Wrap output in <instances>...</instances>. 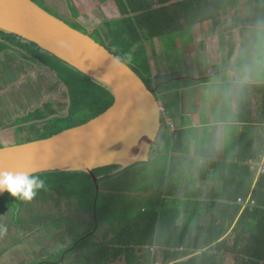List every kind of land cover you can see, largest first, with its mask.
<instances>
[{
  "label": "trees",
  "instance_id": "1",
  "mask_svg": "<svg viewBox=\"0 0 264 264\" xmlns=\"http://www.w3.org/2000/svg\"><path fill=\"white\" fill-rule=\"evenodd\" d=\"M109 1L114 2L118 7L122 15L121 22L125 24L127 31L134 38V42L144 45L146 38L145 43L142 39L146 36L153 40L154 48L156 46L155 40H165L166 37L181 31L182 24L180 23L187 18L191 20L192 14L199 13L201 15L204 13L202 10H220L221 7V0H157V3H148L144 0H100L102 3ZM250 1L254 2L251 22L262 28V31L264 30V0ZM229 2L233 7L236 6L235 0H229ZM78 11L77 15L81 16V11ZM204 17L205 22H207L208 15ZM84 30L79 31L87 33L85 28ZM256 32L259 33L260 30L258 29ZM0 35L6 40L18 38L23 41L16 35L4 33H0ZM263 37L261 35V38ZM26 43L40 50L35 44ZM100 44L106 46L105 42ZM40 51L47 55L46 63L50 64L51 71L64 78L68 85L72 97L70 120H73L72 117L79 112H94L93 116L86 119L85 122H88L113 105L114 98L104 87L93 83L88 77L52 54ZM112 53L116 55L115 52ZM116 56L126 62L146 82L149 88H153L152 84L157 85L163 81L162 78H158L155 83H149L146 80L147 70L145 68H141L144 70L141 73L137 67L127 61V55H124L125 59ZM53 62L58 63V65ZM148 70V73L151 72V69L148 68ZM174 72L171 77L182 75L178 71ZM250 114V121L264 123V110L250 112ZM65 120L57 118L54 119L53 123ZM20 121L19 119L18 122ZM162 124L163 129H166L171 135L169 130L171 128L174 130L173 121L169 110L165 107L162 113ZM245 128V136L238 146L241 164L212 163L208 160L215 169V173L209 176L204 171L205 174L202 176L208 181L223 183L221 200L225 204L220 201L212 210L230 211L233 214L231 219L234 220L243 208V205L236 203L238 201L245 203L243 215L234 229L235 237L228 238L225 233L214 236L213 234L220 230L217 228L219 225L210 228L205 226L202 221L194 223L189 218L183 221L181 218L183 215L182 208L178 205L179 203L170 202V197L175 194L176 190L174 191V189L178 181L187 180L189 190L197 186V179L194 177L187 178V176L186 179H176L171 183L165 182L168 177V168L171 167L170 174H173L172 178H174L177 170L175 163L180 162L178 161L180 158L175 156L172 166L168 165L167 152L171 151L173 154H188L190 152L183 145L190 130H174V136L165 140L164 161L159 160L156 164L153 162L139 163L123 170L119 166L97 170L95 174L99 178L98 184L94 183L90 175L82 172L38 174L41 177L59 175L63 178L68 177V181H72V187L80 186L84 191L85 187H89L90 192L87 195L83 193V196L78 195L74 188L73 191H70L71 193H65L64 188H59L58 194L55 195L73 196L75 198L78 196L77 199H79L82 208L84 209L83 205L86 202L88 208L86 211L94 218V221L96 220L93 230L100 233L99 230L101 231L104 226L107 228V232L102 234L103 238H97L101 243L97 240L93 241L88 236L70 240V243L73 242V248L66 251L67 248L65 247L57 261L46 262L42 259L47 256L40 253L41 258L37 264H61L62 258V262L71 255L75 258L77 252L81 251L83 256L90 253L86 258L90 264H264V172L258 177L257 170L253 171L250 164H245L252 160L259 162L264 154V124L259 126L246 125ZM61 131L63 130H56L55 133ZM160 166L163 167L162 172L157 170V167ZM146 167L147 169L142 170ZM211 169L209 170L211 171ZM136 172L145 173L149 177L146 183H148L149 189H153L150 197L144 196L141 194L142 192L138 191ZM255 183L253 198L257 204H252L253 199L243 202V199H247L249 196ZM97 186L100 188L98 189ZM17 200L6 193L0 202L5 203L4 208L9 211L11 208L17 209L15 208V205H18ZM246 224L248 228H245ZM244 230L248 231L250 235L244 234ZM92 235L96 237V233L93 232ZM4 239V237L1 238L0 242ZM89 243H93L96 248L89 250Z\"/></svg>",
  "mask_w": 264,
  "mask_h": 264
},
{
  "label": "crops",
  "instance_id": "2",
  "mask_svg": "<svg viewBox=\"0 0 264 264\" xmlns=\"http://www.w3.org/2000/svg\"><path fill=\"white\" fill-rule=\"evenodd\" d=\"M81 1L85 3V0ZM109 4L112 6V3ZM101 6L103 9V3ZM229 6L233 9L202 10L204 13L201 15L192 14L188 28L193 37L192 52L198 51L199 48V52L208 51L212 55L220 52L221 63L216 66L210 64V69L202 73L198 68H194V72H188L189 69L185 68L178 70L182 73L178 75L179 77H171L174 71H165L166 76L163 73L158 74L163 81L178 77L179 87L161 93L159 101L169 110L175 131L190 130L183 144L190 152L188 154L167 152L168 165L172 166L173 158L177 156L180 162L175 163L177 166L175 172L183 173L178 179H186V176L197 179V186L190 190L187 188V180L173 184L176 191L174 195L171 193L173 197H170V202L179 203L183 221H186V218L194 223L202 221L210 228L219 225L217 228L220 230L213 235L225 233L228 238L232 234L234 237L236 235L234 229L243 215L245 203L240 201L236 203L243 205V208L234 220L231 219L233 214L230 211L212 210L222 201L223 183L211 182L202 176L205 174L204 171L209 176L215 173L210 161L229 165L241 164L238 146L245 136L246 125L264 124L249 120L250 112L264 110V65L257 59L260 52L258 39H262L260 34L262 32L264 36V30L261 31L262 28L251 22L254 12H248V19L245 20L243 14L236 11L241 8L240 5L233 7L229 2ZM81 10H87V6H82ZM82 13L81 11V15ZM205 15H208L207 22ZM258 29L260 34L256 32ZM29 45L18 38L8 40L0 38V110L4 112L6 108L8 109L7 118L4 120L0 118V121H5L10 129L14 128L15 132H18L16 141L20 140L19 143L6 144L4 147L46 139L57 134L56 130L64 131L86 123L68 122L72 111V97L66 81L51 71L50 64L46 63L47 55L36 47L35 50L28 49ZM12 75L14 81L11 79ZM35 77L38 84L45 85L43 88L34 86ZM150 80L152 83L157 81L154 76H151ZM48 81L52 85H49ZM158 84L153 85L157 87ZM56 85H59V89H56ZM62 95H66L68 99L65 107L61 100ZM172 95H179L175 104L168 99ZM168 104L172 107L170 105L167 107ZM57 118L66 119L62 121L63 127L53 123ZM7 126L0 123V132L6 131ZM24 127L27 129L23 130ZM174 130L171 128L169 135L162 124L157 145L147 162L156 164L159 160H165L163 154L165 140L174 136ZM24 135L27 139L22 140L20 136ZM245 164H250L253 171L257 170L259 177L264 172V154L259 162L252 160ZM168 169L165 182L171 183L175 180L172 178L173 174H170L171 167ZM255 186L256 183L243 202L253 199L257 204L253 198ZM138 191L150 197L153 189L145 188ZM222 204L225 203L222 201ZM245 228H248L247 224ZM243 233L250 235L245 230Z\"/></svg>",
  "mask_w": 264,
  "mask_h": 264
},
{
  "label": "water",
  "instance_id": "3",
  "mask_svg": "<svg viewBox=\"0 0 264 264\" xmlns=\"http://www.w3.org/2000/svg\"><path fill=\"white\" fill-rule=\"evenodd\" d=\"M0 33L35 44L114 98L109 109L85 124L46 139L1 148L0 170L36 175L82 172L98 184L97 170L128 169L150 159L162 130V104L155 93L167 83L149 88L91 32L75 29L34 0H0ZM6 193H0V199Z\"/></svg>",
  "mask_w": 264,
  "mask_h": 264
},
{
  "label": "rangeland",
  "instance_id": "4",
  "mask_svg": "<svg viewBox=\"0 0 264 264\" xmlns=\"http://www.w3.org/2000/svg\"><path fill=\"white\" fill-rule=\"evenodd\" d=\"M144 1L148 3H157V0ZM235 1L236 6H241V8L236 9V11H239L241 15L243 14V19H248V12H254V2L250 0ZM35 2L70 26L76 27L82 31H85V28L87 33H92V37L97 42H105L108 49L115 52L116 55L122 57V59H125L124 55H127V61L134 67H137L140 72L144 71L141 68L147 70L146 80L149 81V83H151V76L156 77V80H158L159 73L165 75L167 71L173 72L185 68L189 69L188 72H194V68H198L200 69L199 72L202 73L204 70L207 72V70L210 69V64L216 66L222 61L220 52H216L212 55L211 52L208 51L199 52L200 48L198 51L192 52L194 43L191 44L193 37L191 31L188 29L190 26V22H188L190 20H188V18L180 23L182 24L181 31L170 37H166L165 40H155L156 46L154 48L153 40L148 39L146 36L142 39L145 43L146 38V43L144 45L134 42V38L127 31L125 24L121 22L122 15L114 2L109 1V3H112V6H110L108 2L103 3V9L100 0H85V3L81 0H35ZM82 6H87V10H81ZM232 9L233 8L229 6V0H221L220 10ZM78 10L83 12L81 16L77 15L79 12ZM241 15L239 16L241 17ZM260 35H263V33L261 32ZM141 37H143V35H141ZM0 38L2 39V36ZM258 40L260 52L257 59L259 63L261 62L264 65V37ZM23 42L27 41L23 40ZM28 49L35 50V47L29 45ZM147 50L150 51L148 52ZM189 50H191V52H187ZM54 64L58 65V63ZM148 68L151 69L149 73ZM13 77L12 75V81H14ZM175 79L176 78H169L160 82L167 84H161L162 86L156 91L155 95L158 100H161V93L179 87V82ZM35 80L36 84H34V86L36 88H43V86H45L41 85V83L38 84L36 77ZM48 83L52 85L49 81ZM152 86L153 89L156 88L155 85L152 84ZM56 89H59V85H56ZM62 96L63 98L61 100L65 107L68 99L66 95ZM168 99L175 104L176 100L179 99V95H172L168 97ZM168 105L171 106V104ZM63 111L66 112V110ZM93 114L94 112L91 111L79 112L72 117L73 120H70L71 118L69 117L68 122L82 123L93 116ZM0 116L3 120L7 118L8 109L6 108L4 112L0 110ZM0 123L7 126L5 121H0ZM63 123L64 122L61 121L54 124L63 127ZM22 129L24 130L27 128L24 127ZM17 133L18 132H15L14 128L10 129L8 126L6 131L0 132V138L2 140L0 141L1 148L6 144L9 145L20 141H16ZM20 137L22 140L27 139L26 135ZM144 169H147V167L142 168V170ZM157 170L162 172L163 167H157ZM182 175L183 173L177 174V172H175L173 179L176 180ZM41 178L45 180L46 190H40L37 196L31 201L17 200L18 205H15L17 209L11 208L9 211L4 208L5 203L0 202V239L3 237L5 238L0 242V264H37L41 258L40 253L47 256L42 259L46 262L57 261L60 259V254L65 247L70 244V240L73 241V239L88 236L92 238L93 241L97 240L100 242L97 238H103L102 234L107 232V228L104 226L101 231L99 230L100 233H98L97 230H93L96 220L94 221V218L86 211L88 209L86 202L83 205L84 209L82 208L79 199H77L79 198L78 196L75 198L73 196L55 195L58 194L59 188H64L65 193H71L70 191H73L74 188L78 195H82L83 193L87 195L90 192L89 187H85V191L83 188L81 189L80 186L72 187V181H68V177L63 178L61 175ZM135 178L137 179L139 189H144L146 187L149 189V185L146 183L149 177H147L145 173L136 172ZM57 229H59V231H57ZM92 230L96 233V237H93ZM230 237L233 238V234ZM104 238L106 237L104 236ZM56 239L59 240V242H56ZM47 241H50V243L46 244V248L52 246V249L44 248V243ZM88 246L89 250L96 248L93 243H89ZM56 249L57 252H54ZM84 253H86V251H84ZM87 255H90V253L83 256L82 251L77 252L75 258L71 255L67 257L64 262H62V258L61 264H90V262H87Z\"/></svg>",
  "mask_w": 264,
  "mask_h": 264
},
{
  "label": "clouds",
  "instance_id": "5",
  "mask_svg": "<svg viewBox=\"0 0 264 264\" xmlns=\"http://www.w3.org/2000/svg\"><path fill=\"white\" fill-rule=\"evenodd\" d=\"M42 189L46 190V184L39 175L26 171L0 170V193L7 192L18 200L31 201Z\"/></svg>",
  "mask_w": 264,
  "mask_h": 264
},
{
  "label": "flooded vegetation",
  "instance_id": "6",
  "mask_svg": "<svg viewBox=\"0 0 264 264\" xmlns=\"http://www.w3.org/2000/svg\"><path fill=\"white\" fill-rule=\"evenodd\" d=\"M10 109H11V111H13V108H12V107H11ZM52 240H53V239H52ZM55 241H56V242H57V241L59 242V240H57V239H56ZM49 243H50V241H47V242L44 243V248H45V249H47V248H48V249H52V246H50V245H49L50 247H47V248H46V244H49ZM72 243H73V242H71V243L66 247V248H67L66 251L71 250V249L73 248V244H72ZM56 250H57V249H56ZM54 252H55V251H54ZM64 252H65V251H64Z\"/></svg>",
  "mask_w": 264,
  "mask_h": 264
},
{
  "label": "built area",
  "instance_id": "7",
  "mask_svg": "<svg viewBox=\"0 0 264 264\" xmlns=\"http://www.w3.org/2000/svg\"><path fill=\"white\" fill-rule=\"evenodd\" d=\"M162 112H164V108H162ZM242 202V201H241ZM252 204L254 205L255 204V202H252Z\"/></svg>",
  "mask_w": 264,
  "mask_h": 264
},
{
  "label": "bare ground",
  "instance_id": "8",
  "mask_svg": "<svg viewBox=\"0 0 264 264\" xmlns=\"http://www.w3.org/2000/svg\"><path fill=\"white\" fill-rule=\"evenodd\" d=\"M34 2H35V0H34ZM38 4V3H37ZM39 5V4H38Z\"/></svg>",
  "mask_w": 264,
  "mask_h": 264
}]
</instances>
